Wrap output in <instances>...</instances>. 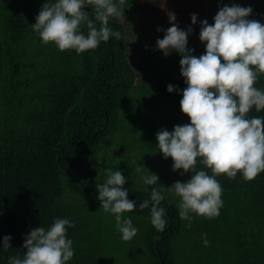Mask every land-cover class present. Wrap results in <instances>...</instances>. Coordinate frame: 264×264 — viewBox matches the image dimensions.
<instances>
[{
    "label": "trees",
    "instance_id": "16d2710c",
    "mask_svg": "<svg viewBox=\"0 0 264 264\" xmlns=\"http://www.w3.org/2000/svg\"><path fill=\"white\" fill-rule=\"evenodd\" d=\"M45 2L0 0V264L23 259L27 234L38 227L47 231L56 219L74 223L66 228L74 251L66 264H104L107 236H122L103 222L115 220L98 200L106 170L122 172L127 198L136 201L123 216L141 232L135 245L141 264H264V172L251 181L241 173L217 176L219 215L190 213L191 221L182 220L180 197L168 187L194 173L173 171L156 140L161 129L190 123L180 110L187 87L181 55L173 50L165 56L156 45L172 26L170 16L179 29L192 28L187 48L199 57L206 46L200 21L211 25L222 7L239 5L252 8L247 19L264 24V0H125L123 6L113 0L124 18H110L109 27L120 39L112 36L79 55L44 44L33 31ZM80 32L87 35L86 25ZM254 86L264 91V74ZM247 116L264 119V109L253 107ZM201 159L196 170L212 175ZM149 174L158 176L157 185L144 184ZM153 187L164 195L163 232L151 224V204L139 207ZM4 236L11 237L8 250Z\"/></svg>",
    "mask_w": 264,
    "mask_h": 264
},
{
    "label": "clouds",
    "instance_id": "9594fccd",
    "mask_svg": "<svg viewBox=\"0 0 264 264\" xmlns=\"http://www.w3.org/2000/svg\"><path fill=\"white\" fill-rule=\"evenodd\" d=\"M124 3L119 0L120 6ZM86 6L93 9L91 14L84 11ZM251 13V7L224 6L213 24L206 19L200 21L199 39L206 46L199 57L187 48L192 28L179 29L174 15L170 16L172 26L156 41L165 56L173 50L181 55L180 75L187 85L180 110L190 123L156 133L159 152L164 158L171 157L173 171L194 173L187 182L177 181L168 187L180 197L182 220L191 221L190 213L208 219L219 215L222 187L217 176L232 179L241 173L251 181L264 172V119L247 116L253 107L257 112L264 109V91L254 86L258 74H264V24L247 19ZM119 17L124 18L123 10L113 0H47L32 28L44 44L53 42L60 51L74 49L79 55L112 36L119 40L121 33L109 27L110 18ZM191 23H197L196 14L191 15ZM82 24L88 29L86 36L80 32ZM167 91L173 92L174 86L168 85ZM197 158H202L200 162L212 175L196 170ZM106 174V182L97 186L100 207L115 214L122 239L129 241L137 229L123 213L134 211L136 201L127 198L121 171L106 170ZM157 181L155 174L143 177L146 185H157ZM162 200L164 195L153 187L150 200L139 204L141 210L151 204V224L158 232L167 226L165 209L159 207ZM73 226L68 219H56L47 231L43 227L31 230L24 239L23 259L12 257L10 264H66L74 256L66 228ZM10 240V236L3 237L5 250L10 248ZM203 243L207 246L209 241L204 239Z\"/></svg>",
    "mask_w": 264,
    "mask_h": 264
},
{
    "label": "rangeland",
    "instance_id": "374dc122",
    "mask_svg": "<svg viewBox=\"0 0 264 264\" xmlns=\"http://www.w3.org/2000/svg\"><path fill=\"white\" fill-rule=\"evenodd\" d=\"M103 222L110 226L111 230L117 229L115 220L104 219ZM136 229L137 234L129 241L123 240L122 236L116 234L107 236L104 243V264H141V253L135 248V245L139 243L138 238L141 232L137 227ZM117 230L115 233H117Z\"/></svg>",
    "mask_w": 264,
    "mask_h": 264
}]
</instances>
